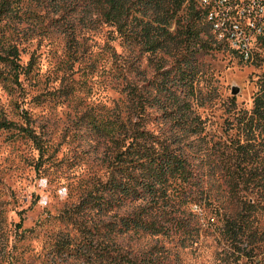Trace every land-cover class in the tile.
I'll use <instances>...</instances> for the list:
<instances>
[{"label": "rangeland", "instance_id": "1", "mask_svg": "<svg viewBox=\"0 0 264 264\" xmlns=\"http://www.w3.org/2000/svg\"><path fill=\"white\" fill-rule=\"evenodd\" d=\"M14 1L16 12L1 27L18 47L24 69L32 66L16 83L10 68L0 63V118L29 124L39 144L18 130L0 129V264H47L55 234L78 237L77 228L60 217L79 204L92 183L106 180L110 164V148L91 131L88 117L125 119L132 100L128 86L156 99L146 106L147 129L181 148L200 195L186 205L177 197L160 207L127 203L104 218L141 213L169 228L168 221H182L194 243L185 245L175 231L167 236L129 232L118 235L116 243L133 254L156 247L175 264H264V150L253 147L254 155L260 151L258 160L243 158L237 148L245 142L243 123L264 84V0H242L230 8L237 15L229 25L257 30L245 37L248 58L213 31L206 72L187 99L203 122V132L194 136L173 123L179 118L174 104L155 87L162 82L161 68H169L173 58L128 44L95 12L86 14L67 0ZM178 97L185 102L184 95ZM163 105L172 112H164ZM227 218L248 221L249 238L230 240L222 232ZM69 264L78 263L72 259Z\"/></svg>", "mask_w": 264, "mask_h": 264}, {"label": "trees", "instance_id": "2", "mask_svg": "<svg viewBox=\"0 0 264 264\" xmlns=\"http://www.w3.org/2000/svg\"><path fill=\"white\" fill-rule=\"evenodd\" d=\"M68 1L76 6L75 9L84 8L86 14L95 12L101 21L115 27L128 44L138 45L152 55L163 53L173 58L169 68H161L162 82L156 83L155 87L174 104L179 118L173 123L179 125L185 135L203 132V122L187 99L194 96L197 77L206 72L204 57L212 50L210 42L216 38L209 21L214 0L207 5L202 3L203 0H67L65 3ZM240 1L226 0V3L231 8L232 5L240 6ZM15 3L14 0H0V63L10 68L12 80L18 83L20 75L30 72L32 63L24 69L18 47L1 27L3 19L16 12ZM233 12L226 11L223 18L235 19L237 11ZM169 83L174 86L168 87ZM175 86L177 89L173 90ZM125 90L132 97L125 119L121 115L113 119L88 117L91 131L105 140L107 150L110 148L109 173L106 180H97L87 188L74 209L62 214L60 220L75 226L79 234L78 237L63 232L55 234L48 246L47 264H69L72 259L78 264H175L156 247L143 254L122 249L116 243V237L129 232L167 236L175 231L183 235L181 241L184 244L190 240L194 243L193 233L182 221L173 220L174 217L168 216L173 220L168 221L170 228L146 220L141 213L115 220L104 219L127 203L146 201L160 207L169 205L172 197H177L182 199V205H186L196 201L197 197L199 199L200 195L193 188V171L181 148L147 129L146 106L149 100L156 99L142 96L132 86ZM183 95L185 102L181 103L178 96ZM253 104L250 118L243 123L247 130L245 142L238 143L237 148L243 158L256 156L261 160L260 151L254 155L253 147L264 150V84ZM160 108L166 113L173 110L165 105ZM28 125L20 126L0 118V129L18 130L24 138L39 144L37 135ZM80 216L82 219L78 221ZM249 224L227 218L222 232L233 242L248 239ZM18 226L21 228V223Z\"/></svg>", "mask_w": 264, "mask_h": 264}, {"label": "built area", "instance_id": "3", "mask_svg": "<svg viewBox=\"0 0 264 264\" xmlns=\"http://www.w3.org/2000/svg\"><path fill=\"white\" fill-rule=\"evenodd\" d=\"M228 10H230V7L227 6L226 0H218L214 3L209 16H213V18H215V34L219 36L221 40L226 39L232 46L239 47V49L242 50L248 58V40H246L245 37H249L250 34L257 33V30L251 29L253 33H250L241 30L240 27L235 24L229 25V22L231 23L230 19L227 20L223 18L224 13ZM246 33L248 34V36L245 35ZM260 35H264V30H261Z\"/></svg>", "mask_w": 264, "mask_h": 264}, {"label": "bare ground", "instance_id": "4", "mask_svg": "<svg viewBox=\"0 0 264 264\" xmlns=\"http://www.w3.org/2000/svg\"><path fill=\"white\" fill-rule=\"evenodd\" d=\"M205 2H207V0H205ZM209 21L212 23V27H213V30H214V33H215V29H214L215 18H213V16H209ZM217 37H219V36H217ZM220 40H221V38H220Z\"/></svg>", "mask_w": 264, "mask_h": 264}, {"label": "water", "instance_id": "5", "mask_svg": "<svg viewBox=\"0 0 264 264\" xmlns=\"http://www.w3.org/2000/svg\"><path fill=\"white\" fill-rule=\"evenodd\" d=\"M232 93H233L234 95H236V94L238 93V89H237V88H233Z\"/></svg>", "mask_w": 264, "mask_h": 264}]
</instances>
